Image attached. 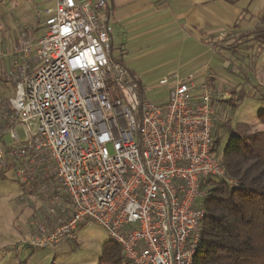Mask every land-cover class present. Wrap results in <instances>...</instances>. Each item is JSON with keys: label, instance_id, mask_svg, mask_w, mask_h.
<instances>
[{"label": "built area", "instance_id": "obj_1", "mask_svg": "<svg viewBox=\"0 0 264 264\" xmlns=\"http://www.w3.org/2000/svg\"><path fill=\"white\" fill-rule=\"evenodd\" d=\"M41 14L43 27H17L2 50L14 92L0 96V168L46 208L22 242L53 248L95 221L128 264H193L203 185L236 184L213 148V87L173 71L160 80L175 82L166 103L144 96L113 55L107 0H55Z\"/></svg>", "mask_w": 264, "mask_h": 264}, {"label": "trees", "instance_id": "obj_2", "mask_svg": "<svg viewBox=\"0 0 264 264\" xmlns=\"http://www.w3.org/2000/svg\"><path fill=\"white\" fill-rule=\"evenodd\" d=\"M218 47L239 61L244 60L242 51L250 50L248 57L252 60L250 71L240 65L242 80L222 91L229 96L223 97L214 86L217 118L213 123V148L236 184L231 186L224 178L213 177L203 185L207 195L198 205L206 213L193 264H264V110L253 122L233 121L245 99L264 101V73L255 68L264 50V5L252 27L228 35ZM115 58L123 62L122 57ZM225 109L230 114L222 118L219 114ZM99 264H128L123 247L111 238Z\"/></svg>", "mask_w": 264, "mask_h": 264}, {"label": "rangeland", "instance_id": "obj_3", "mask_svg": "<svg viewBox=\"0 0 264 264\" xmlns=\"http://www.w3.org/2000/svg\"><path fill=\"white\" fill-rule=\"evenodd\" d=\"M54 0H0V96L13 94V83L5 75L11 69V60L5 58L2 50L15 35L17 27L38 30L44 26V12ZM264 0L261 1V6ZM122 41L125 43L122 39ZM156 44V43H155ZM127 61L135 70L145 86V96L156 103H162L169 98L168 85H161L163 76L171 74L178 67H169L162 63L161 54L164 49L153 47L147 54L126 43ZM124 46V47H125ZM118 49L116 55L119 56ZM166 52V51H165ZM250 50H243L244 60L233 57V65L211 67L210 74L217 77L219 90L225 91L241 81V67L250 71ZM114 57H116L114 55ZM217 64L223 60L217 58ZM227 63V62H226ZM256 71L264 73V50L256 61ZM256 72V73H257ZM256 77V75H255ZM213 87V86H212ZM264 110V101L247 98L233 115L234 123L253 122L258 113ZM230 114L229 109L222 110V118ZM20 137L24 135L18 128ZM227 136L223 146L227 143ZM37 201L36 192L25 187L20 177L13 169L0 168V264H99L102 250L111 241L108 230L95 221H89L76 229V238L62 242L53 248H35L25 245L22 238L27 235L30 221L40 216L46 208ZM19 244L20 248H17Z\"/></svg>", "mask_w": 264, "mask_h": 264}, {"label": "crops", "instance_id": "obj_4", "mask_svg": "<svg viewBox=\"0 0 264 264\" xmlns=\"http://www.w3.org/2000/svg\"><path fill=\"white\" fill-rule=\"evenodd\" d=\"M261 1L107 0L108 15L114 27L113 55L122 57L123 63L136 74L126 59V43L139 48L142 54L153 47L162 48V63L178 67L174 71L181 76L196 73L198 84L207 82L227 97L229 92L219 90L217 77L208 70L233 61V56L218 45L228 35L253 26L264 5L261 6ZM54 3L55 0L47 7ZM118 49L121 50L119 56L115 54ZM217 58L223 60L221 65L217 64ZM139 81L145 96V86L140 78ZM174 83L172 79L168 86L171 88ZM164 103L166 101L159 104Z\"/></svg>", "mask_w": 264, "mask_h": 264}]
</instances>
